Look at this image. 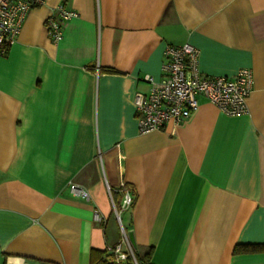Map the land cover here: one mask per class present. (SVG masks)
Returning a JSON list of instances; mask_svg holds the SVG:
<instances>
[{"label": "crops", "instance_id": "0c3cea01", "mask_svg": "<svg viewBox=\"0 0 264 264\" xmlns=\"http://www.w3.org/2000/svg\"><path fill=\"white\" fill-rule=\"evenodd\" d=\"M60 2L78 16L54 43L45 20ZM185 42L206 74L252 70L248 112L198 96L183 122L141 133L135 93L161 79L165 45ZM108 186L118 209L130 193L124 224L153 264H264V251L233 252L264 243V0H45L28 12L0 55V264L110 251L121 234Z\"/></svg>", "mask_w": 264, "mask_h": 264}, {"label": "built area", "instance_id": "2783aa9c", "mask_svg": "<svg viewBox=\"0 0 264 264\" xmlns=\"http://www.w3.org/2000/svg\"><path fill=\"white\" fill-rule=\"evenodd\" d=\"M45 0H0V55H3L17 41L28 12L41 6ZM78 12L64 3L56 4L45 20L48 34L54 43L63 37V22L75 18ZM161 66L162 77L155 81L145 76L150 83L149 92H136L134 105L138 128L141 133L163 131L170 123L179 124L186 120L198 107V96H203L221 112L240 116L248 112L247 98L252 89V70L239 68L231 75H210L199 66L200 50L189 42L179 45L166 44ZM73 194L88 197L85 189L70 183ZM108 188L115 216L120 224L121 241L111 248L117 261L134 259L127 232L121 225V209L132 204V197L125 190L118 209ZM125 245L126 248L123 247Z\"/></svg>", "mask_w": 264, "mask_h": 264}, {"label": "trees", "instance_id": "16d2710c", "mask_svg": "<svg viewBox=\"0 0 264 264\" xmlns=\"http://www.w3.org/2000/svg\"><path fill=\"white\" fill-rule=\"evenodd\" d=\"M124 229L126 232L130 231L129 228L126 226H124ZM132 251H133L134 259L132 258V256H128V258L125 261H117L115 259L114 254L111 251L107 249L104 250L93 249L91 251L89 264H153L152 246L136 245L135 247H132ZM260 251H264V243L237 244L233 249L234 253L236 252L252 253V252H260Z\"/></svg>", "mask_w": 264, "mask_h": 264}, {"label": "water", "instance_id": "95a60500", "mask_svg": "<svg viewBox=\"0 0 264 264\" xmlns=\"http://www.w3.org/2000/svg\"><path fill=\"white\" fill-rule=\"evenodd\" d=\"M127 235H128V239H129V242H130L131 246L135 247L136 243H135L133 232L130 230V231L127 232Z\"/></svg>", "mask_w": 264, "mask_h": 264}, {"label": "rangeland", "instance_id": "374dc122", "mask_svg": "<svg viewBox=\"0 0 264 264\" xmlns=\"http://www.w3.org/2000/svg\"><path fill=\"white\" fill-rule=\"evenodd\" d=\"M119 207V206H118ZM122 210V209H121ZM120 215L122 216V220H123V223H121L122 227L124 228L125 224H124V217H123V212L121 211L120 212ZM119 230H120V224H119ZM121 234V232H120Z\"/></svg>", "mask_w": 264, "mask_h": 264}]
</instances>
